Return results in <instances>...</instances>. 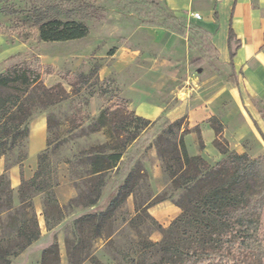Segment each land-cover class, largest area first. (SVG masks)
<instances>
[{"label": "trees", "instance_id": "16d2710c", "mask_svg": "<svg viewBox=\"0 0 264 264\" xmlns=\"http://www.w3.org/2000/svg\"><path fill=\"white\" fill-rule=\"evenodd\" d=\"M2 1L1 14L13 16L22 12L14 2ZM73 1L75 6L68 9L63 0H30L32 24L38 28L41 41L66 42L89 34L90 26L85 20L97 17L104 12V7L99 0ZM229 35L233 58L239 42L232 29ZM114 49L109 51L110 55L114 54ZM45 74L59 75L61 81L49 86L44 82ZM97 74V71H57L53 65L42 64L37 56L1 70L0 157L5 156L8 162L7 154L24 145L35 111L54 107L70 98V91L62 81L71 86L72 94H80ZM94 82L100 85L101 93L109 91V77L101 80L96 77ZM95 94L98 93L90 92L86 103ZM114 99L115 103L99 110L89 124L91 131L104 130L107 140L83 152L75 164L69 161L72 174L78 176L74 180L77 193L69 205L93 209L73 221L71 236L65 239L68 264H82L86 260L103 264L92 251L98 240H104L114 251V258L119 259L116 264H154L149 263L150 257L158 254L161 256L158 264H264V154L253 158L248 153L229 149L223 135L225 123L214 115L206 121L216 135L214 145L224 157L213 163L203 153L204 140L199 124L184 125V117L174 122L164 120L154 147L171 190L177 196L168 197L166 193L155 196L144 161L127 152L137 133L124 118L118 120V117L133 115L142 127L151 120L128 110L124 97L111 95L109 101ZM77 121L82 124L85 119ZM55 124V117L49 112V132ZM188 133L197 134L199 154H191L187 149ZM47 144H50L48 139ZM47 151L39 155L33 177L22 178L17 189L10 184L8 169L11 166L5 163L4 172L0 174V264H12L13 259L40 238L41 226L34 197L42 198L48 230L53 228L52 220L59 223L63 218V207L55 193L59 183L55 169L48 163ZM18 156L15 165L28 157L26 153ZM114 170L121 172L123 182L112 191L105 204L100 205L107 176ZM130 196L134 197V214L127 208ZM169 198H173L182 211L164 227L149 208ZM156 230L161 232L160 241L149 237ZM40 255V264H61L57 241L44 247Z\"/></svg>", "mask_w": 264, "mask_h": 264}, {"label": "rangeland", "instance_id": "374dc122", "mask_svg": "<svg viewBox=\"0 0 264 264\" xmlns=\"http://www.w3.org/2000/svg\"><path fill=\"white\" fill-rule=\"evenodd\" d=\"M57 1V0H55ZM14 2L17 8L22 12L13 16H5L0 13V21L3 22V27L0 28V73L6 66L14 64L17 61L29 59L37 56L42 64L53 65L55 69L65 71H78L83 73L98 72L91 79L90 85L80 94H72L71 86L63 82L67 90L70 91V98L67 101L59 103L54 107L37 110L31 117L30 126L33 122L44 119L49 112L55 117V127L52 132L47 131V139L49 145L42 149L37 157L32 158L28 168L33 170V167L38 166L39 155L48 150V163L55 169V177L59 183L55 188L56 197L64 212L63 218L59 223L52 220L53 228L48 230L43 212L42 198L34 197L36 212H38L39 226H41V236L30 246L26 251L22 252L17 258L13 259L12 264H40L41 251L44 247L49 246L53 241L59 244V254L61 255V264H68V256L66 254V237H70L73 230V221L82 213L91 211V208H83L79 204L69 205L70 199L74 198L77 193L74 180L77 175L72 174L69 161L75 162L83 152L88 151L92 146L100 145L105 142V131H91L90 125L94 118L99 114V110L107 105L115 103V99L109 101L111 95L121 96L122 88L118 80L128 85L135 76L139 75L146 69L145 61H138L129 65L127 72L123 74L112 73L108 77L111 79L110 89L105 94L100 92V85H95L96 77L100 80L101 69L103 66H111L113 57L110 54L106 57L87 53L84 56L69 55L72 51L86 47V45L102 39V42L108 41L110 38L119 36L120 43L124 44L126 36L129 35L131 41L141 48L147 46V39L144 38L136 29L142 23H150L153 25L164 26L165 28L172 25L178 31H190L192 27V12L187 11L184 14L173 12L166 6L165 0H99V4L104 7V12H100L97 17L88 18L85 20L90 26V32L85 38L76 39L66 42H47L39 39V30L32 24V14L29 11L30 0H10ZM4 2L0 0V6ZM64 7L70 9L75 6L73 0H63ZM174 21L175 23H171ZM189 28V29H188ZM190 39L188 42V53H180V56L172 60L173 65L178 70L171 82H174L173 88L175 91L172 94L162 95L161 98L169 102V106L177 105L182 99L181 95L188 97L191 93L192 79L190 77H199L203 74L211 73V77L215 76V82L227 80L230 75V67L226 62H223L219 57V51L210 41L204 37L198 36L193 32L189 33ZM222 46L220 45V50ZM222 51V50H221ZM155 54L161 52L153 51ZM163 57L167 55L163 52ZM67 55V61L63 65H58V60ZM169 59L171 56H167ZM174 58V57H172ZM202 58V63H197L196 59ZM190 74V77L186 76ZM176 77V78H175ZM106 78V77H105ZM181 79L179 81L177 79ZM45 84L52 86L60 80V76L56 74L47 75L44 77ZM186 80V81H185ZM191 80V81H190ZM185 81V82H184ZM133 82V81H132ZM239 83H244V77L239 78ZM186 86V87H185ZM178 87L186 94L177 91ZM249 88H243L244 93L250 96V102L244 103V98L241 96L243 104L240 106L241 111L232 120L231 124L225 125L223 135L228 143L229 149L235 150L240 154L248 153L253 158L264 154V100L254 99L248 92ZM90 92H97L95 96H91L86 103V98ZM101 93V94H100ZM123 97V96H122ZM234 100L227 101L218 106L216 109L217 116L222 120L230 110L236 111ZM121 108V107H120ZM232 111V112H233ZM85 119L82 124L78 123V119ZM126 117V118H125ZM125 119V123L131 124L130 128L137 133L136 139L132 142L128 151L135 158H140L144 161V166L148 171L149 180L151 182L152 192L155 196L168 194V197L176 198L177 194L172 192L170 181L163 170L161 161L154 147L156 135L164 125L165 116L159 121H151L145 127L139 126L133 115H121L118 117ZM158 118V119H159ZM186 125V120L183 121ZM136 127V128H134ZM189 127H191L189 125ZM46 139V140H47ZM187 149L191 154L198 153V136L196 133H188L186 135ZM29 141L25 140L24 145L7 154L9 166H15L20 153H26L28 156ZM218 150V149H217ZM207 154V153H206ZM207 158L215 163L222 159L224 155L219 150L217 153V161L213 160L210 155ZM29 156L20 163L21 166L27 163ZM75 166V165H74ZM121 172L116 170L110 172L107 176V185L103 191V198L100 205H104L112 191L116 190L123 181ZM37 198V199H36ZM173 198L163 200L160 203L152 205L149 209L152 216L164 227H168L179 213L171 211L176 209L177 205L172 201ZM127 208L132 214L135 213L134 197L130 196L127 200ZM169 208V209H168ZM182 211V209H181ZM180 211V212H181ZM164 212V215L161 213ZM153 241L162 239L161 232L156 230L149 234ZM103 264H116L119 262L113 250L106 246L104 240L95 242L92 249ZM161 256L154 255L150 257L149 263L158 264ZM82 264H95L91 260H86Z\"/></svg>", "mask_w": 264, "mask_h": 264}, {"label": "crops", "instance_id": "0c3cea01", "mask_svg": "<svg viewBox=\"0 0 264 264\" xmlns=\"http://www.w3.org/2000/svg\"><path fill=\"white\" fill-rule=\"evenodd\" d=\"M165 3L169 9L178 14L191 10L200 11L202 19L192 18L193 24L188 32L178 31L172 25L165 28L162 25L142 23L136 30L147 39V46L143 48L134 44L129 35L126 36L124 44L119 42L120 39L117 36L106 42H102L100 38L86 47L72 51L69 55L84 56L87 53H93L99 57H106L109 51L115 48L114 54L110 55L114 60L111 66L102 67L101 78L108 77L115 72L123 74L127 72L129 65L145 61L146 69L135 76L133 82L126 85L118 80L122 88L121 96L128 102V110L151 121L157 120L160 116H165V120L170 122L184 117L191 127L199 124L204 140L203 153L217 161L219 150L214 145L216 135L206 120L217 115L216 109L219 105L234 100L237 106L236 111L230 110L225 117H222L225 125L231 124L235 115L241 111L240 106L243 104L241 96L245 104L247 100L250 102L248 93L243 92L245 84L254 99L259 97L264 100V0H165ZM230 29L239 42L233 58H231L229 45ZM190 32L204 37L208 43L210 41L215 45L219 51V57L230 67V75L226 81L220 80L214 83L216 78L211 77L209 72L207 75L203 74L201 78L190 77L188 74L186 80L189 77L192 79L191 89H189L191 94L188 97L181 95L182 100L176 106H169V102L161 96L173 95L175 91L174 82H171V79L178 69L171 66V63L175 57L181 55L180 53L189 52ZM153 51H159L161 54H155ZM163 52L171 56L170 59L167 56L163 57ZM66 61L67 55L62 60H58V65H63ZM196 61L200 64L203 59L199 58ZM53 64L55 67L54 62ZM240 77H244L243 84L239 83ZM177 80L182 81L179 78ZM181 88L178 87L177 91L186 94ZM30 127L29 161L23 166L18 164L8 169L10 184L15 189L19 187L22 178L33 177L36 167H33V170L28 168L30 164L28 162L30 160L32 162V158L37 157V154L47 145L46 117L33 122ZM200 152L199 150L197 154ZM4 169L5 157H0V174L4 172ZM176 207L171 211L175 210L176 213H180L181 208ZM161 215H164V212Z\"/></svg>", "mask_w": 264, "mask_h": 264}, {"label": "built area", "instance_id": "2783aa9c", "mask_svg": "<svg viewBox=\"0 0 264 264\" xmlns=\"http://www.w3.org/2000/svg\"><path fill=\"white\" fill-rule=\"evenodd\" d=\"M192 18L195 20L202 19V14L200 11H193L192 12Z\"/></svg>", "mask_w": 264, "mask_h": 264}]
</instances>
